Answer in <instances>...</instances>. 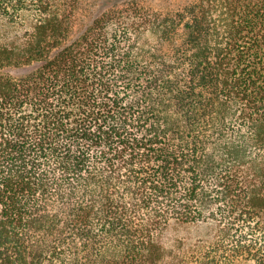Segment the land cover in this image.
I'll use <instances>...</instances> for the list:
<instances>
[{
  "label": "trees",
  "instance_id": "obj_1",
  "mask_svg": "<svg viewBox=\"0 0 264 264\" xmlns=\"http://www.w3.org/2000/svg\"><path fill=\"white\" fill-rule=\"evenodd\" d=\"M77 5L0 0V264H264V0Z\"/></svg>",
  "mask_w": 264,
  "mask_h": 264
},
{
  "label": "rangeland",
  "instance_id": "obj_2",
  "mask_svg": "<svg viewBox=\"0 0 264 264\" xmlns=\"http://www.w3.org/2000/svg\"><path fill=\"white\" fill-rule=\"evenodd\" d=\"M140 4L154 9H172L184 5L189 0H138ZM98 0H78L76 19L74 23L73 33L80 32L92 18ZM169 238L183 240L185 244L190 245L201 235H209L208 229L198 224L176 222L167 229ZM172 256L165 258L160 264H175Z\"/></svg>",
  "mask_w": 264,
  "mask_h": 264
}]
</instances>
